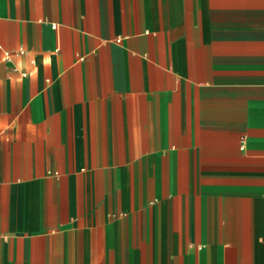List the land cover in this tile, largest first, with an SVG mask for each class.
<instances>
[{
    "label": "crops",
    "instance_id": "1",
    "mask_svg": "<svg viewBox=\"0 0 264 264\" xmlns=\"http://www.w3.org/2000/svg\"><path fill=\"white\" fill-rule=\"evenodd\" d=\"M0 44V264H264V0H0Z\"/></svg>",
    "mask_w": 264,
    "mask_h": 264
},
{
    "label": "built area",
    "instance_id": "2",
    "mask_svg": "<svg viewBox=\"0 0 264 264\" xmlns=\"http://www.w3.org/2000/svg\"><path fill=\"white\" fill-rule=\"evenodd\" d=\"M0 47H1V44H0ZM5 54H6L7 57L9 56V52L8 51H6Z\"/></svg>",
    "mask_w": 264,
    "mask_h": 264
}]
</instances>
